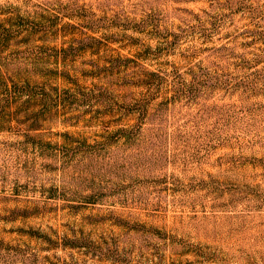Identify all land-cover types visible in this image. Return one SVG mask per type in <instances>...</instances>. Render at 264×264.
Returning <instances> with one entry per match:
<instances>
[{"label": "rangeland", "instance_id": "rangeland-1", "mask_svg": "<svg viewBox=\"0 0 264 264\" xmlns=\"http://www.w3.org/2000/svg\"><path fill=\"white\" fill-rule=\"evenodd\" d=\"M0 264H264V0H0Z\"/></svg>", "mask_w": 264, "mask_h": 264}, {"label": "trees", "instance_id": "trees-1", "mask_svg": "<svg viewBox=\"0 0 264 264\" xmlns=\"http://www.w3.org/2000/svg\"><path fill=\"white\" fill-rule=\"evenodd\" d=\"M1 76H3V73H2V71H1V69H0V77H1Z\"/></svg>", "mask_w": 264, "mask_h": 264}]
</instances>
